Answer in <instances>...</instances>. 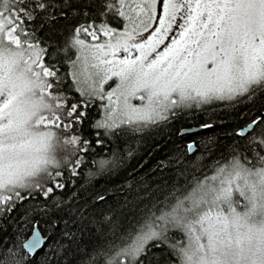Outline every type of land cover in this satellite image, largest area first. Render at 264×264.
I'll return each instance as SVG.
<instances>
[{
	"label": "snow or ice",
	"instance_id": "obj_1",
	"mask_svg": "<svg viewBox=\"0 0 264 264\" xmlns=\"http://www.w3.org/2000/svg\"><path fill=\"white\" fill-rule=\"evenodd\" d=\"M73 3L0 0V216L35 193L51 199L65 187V171L79 174L91 142L77 127L94 100L104 118L93 127L118 138L185 108L264 89V0H162L159 17L156 0H84L76 9L83 21L56 38V24ZM45 30L53 36L42 37ZM67 81L80 100L69 99ZM262 124L254 119L250 132L237 133L255 163L237 155L218 165L211 177L173 193L174 202L113 231L89 264L101 256L103 264H145L153 248L164 246L173 264H264V128L256 131ZM111 163L93 160L100 169ZM172 230L186 242L173 243ZM46 239L33 223L22 244L0 249V264H31Z\"/></svg>",
	"mask_w": 264,
	"mask_h": 264
},
{
	"label": "trees",
	"instance_id": "obj_2",
	"mask_svg": "<svg viewBox=\"0 0 264 264\" xmlns=\"http://www.w3.org/2000/svg\"><path fill=\"white\" fill-rule=\"evenodd\" d=\"M82 8L84 0H74V10L66 9V17L56 24V38L83 21L76 10ZM41 35L52 37L53 33L45 30ZM87 42H92L90 37ZM67 88L70 100L81 99L71 81H67ZM86 111L87 119L77 131L83 130L91 146L87 155L81 153L84 163L77 169L79 174L65 171L61 180L65 187L57 188L51 199L35 193L14 211L0 216V249L22 244L36 223L47 239L32 256L31 264H89L90 259H96L97 250L112 239L113 231H127L147 209L174 202L173 193L180 195L190 190L196 179L211 177L218 165H226L237 155L255 163L247 140L237 133L254 119H264V89L234 101L217 100L185 108L166 123L141 131L126 130L118 138L93 127L104 118L99 101L94 100ZM192 127L198 130L180 134ZM261 128L264 124L256 131ZM189 143L194 144L191 153ZM57 154L64 155L62 150ZM101 158L113 163L100 169L93 160ZM169 235L173 243L186 242L179 230ZM17 236L23 239L17 241ZM103 260L99 257L98 264ZM175 260L169 247L164 246L153 248L145 264H173Z\"/></svg>",
	"mask_w": 264,
	"mask_h": 264
},
{
	"label": "rangeland",
	"instance_id": "obj_3",
	"mask_svg": "<svg viewBox=\"0 0 264 264\" xmlns=\"http://www.w3.org/2000/svg\"><path fill=\"white\" fill-rule=\"evenodd\" d=\"M155 8H156V15L159 17V16H163L164 14V9H163V3H162V0H156V5H155ZM159 24L158 22L154 23L153 24V27H158ZM174 29H175V26H174ZM145 35H147V33H145ZM169 37L173 36L174 35V32H170L169 34ZM96 41H92L90 43H95ZM169 41L168 40H165V44L168 43ZM164 47V45H160V48L162 49ZM121 55H123V53H121ZM114 86V84H113ZM140 102L137 101V100H133V104H139ZM190 144V143H189ZM238 196V194H237ZM245 203L242 201V204Z\"/></svg>",
	"mask_w": 264,
	"mask_h": 264
},
{
	"label": "water",
	"instance_id": "obj_4",
	"mask_svg": "<svg viewBox=\"0 0 264 264\" xmlns=\"http://www.w3.org/2000/svg\"><path fill=\"white\" fill-rule=\"evenodd\" d=\"M263 113H264V111H263ZM247 126H248V125H247ZM247 126L244 127V128L241 129V130L248 131L249 129L247 128ZM196 130H198L197 127L186 128V129L181 130V131H180V134L191 133V132L196 131ZM193 150H194V148H193L192 150H189V149H188V151H189L190 153H191ZM31 234H32V230H31V233H30V235L28 236V238L31 236ZM28 238H27V239H28ZM27 239H26V240H27ZM43 245H44V244H43ZM41 248H42V247H41ZM41 248H40V249H41ZM40 249H39V250H40ZM39 250H38V251H39ZM38 251H37V252H38Z\"/></svg>",
	"mask_w": 264,
	"mask_h": 264
}]
</instances>
